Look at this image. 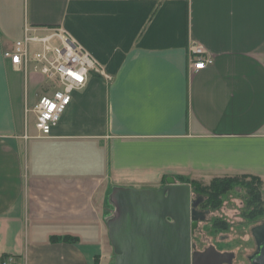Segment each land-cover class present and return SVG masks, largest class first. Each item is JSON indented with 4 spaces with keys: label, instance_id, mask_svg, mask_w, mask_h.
<instances>
[{
    "label": "crops",
    "instance_id": "0c3cea01",
    "mask_svg": "<svg viewBox=\"0 0 264 264\" xmlns=\"http://www.w3.org/2000/svg\"><path fill=\"white\" fill-rule=\"evenodd\" d=\"M26 26L64 27L110 75L50 137L30 116L52 82L3 55ZM237 175L264 185V0H0V264H105L114 188Z\"/></svg>",
    "mask_w": 264,
    "mask_h": 264
},
{
    "label": "water",
    "instance_id": "95a60500",
    "mask_svg": "<svg viewBox=\"0 0 264 264\" xmlns=\"http://www.w3.org/2000/svg\"><path fill=\"white\" fill-rule=\"evenodd\" d=\"M162 188H114V212L108 220L114 264H222L234 253L214 247L194 252L198 216L192 187L167 179ZM203 219V217H202ZM257 243L252 264H264V224L253 229Z\"/></svg>",
    "mask_w": 264,
    "mask_h": 264
},
{
    "label": "built area",
    "instance_id": "2783aa9c",
    "mask_svg": "<svg viewBox=\"0 0 264 264\" xmlns=\"http://www.w3.org/2000/svg\"><path fill=\"white\" fill-rule=\"evenodd\" d=\"M192 52L196 57L195 71L214 63V57L202 46H193ZM3 55L15 67H23L26 72L32 67L53 84L50 88L54 91L41 96L32 108L42 138L52 136L72 102L73 93L87 85L91 73L110 78L93 54L62 26L44 29L26 26L24 37Z\"/></svg>",
    "mask_w": 264,
    "mask_h": 264
},
{
    "label": "rangeland",
    "instance_id": "374dc122",
    "mask_svg": "<svg viewBox=\"0 0 264 264\" xmlns=\"http://www.w3.org/2000/svg\"><path fill=\"white\" fill-rule=\"evenodd\" d=\"M36 115L30 116L31 128H36ZM221 178L230 185L213 183ZM178 181L193 188V197H203L200 220L193 233L192 243L200 250L216 247L218 250L233 252L235 264H252L249 257L256 251L253 229L264 224V185L260 178L248 175L231 177H200L196 180L182 177ZM228 190L222 192L224 186ZM262 212L260 215H256ZM112 258L105 264H114Z\"/></svg>",
    "mask_w": 264,
    "mask_h": 264
},
{
    "label": "flooded vegetation",
    "instance_id": "af4514ba",
    "mask_svg": "<svg viewBox=\"0 0 264 264\" xmlns=\"http://www.w3.org/2000/svg\"><path fill=\"white\" fill-rule=\"evenodd\" d=\"M176 180V179H175ZM177 181V180H176ZM178 183V182H177ZM165 185H167V180H165V182H164V184H163V186H161L160 188H162V187H164ZM159 189V188H158ZM192 197H193V188H192ZM193 200H195V201H197L198 202V204L195 206V207H193V210H195L196 211V213H197V216H198V220H197V224H199V221L200 220H204V215L205 214H203V211L202 210H200V207H201V205H202V203L204 202V199H203V197H201V196H198V197H196V198H194L193 197ZM202 217H203V219H202ZM197 227H198V225H197ZM197 229V228H196ZM195 229V230H196ZM195 232V231H194ZM193 232V233H194ZM256 240V239H255ZM256 246H257V243H256ZM212 247H214V246H212ZM209 248H211V247H209ZM209 248H206V249H204V250H200V249H197V247H195V244L193 243V251L194 252H205L207 249H209ZM218 252H221V253H233V252H227V251H221V250H218L216 247H214ZM256 250H257V247H256ZM256 252V251H255ZM252 256V255H251ZM250 256V257H251ZM250 257H249V259H250ZM234 259H235V255L233 256V257H227L226 259H225V261L222 263V264H235L234 263ZM251 261V260H250ZM252 263V262H251Z\"/></svg>",
    "mask_w": 264,
    "mask_h": 264
},
{
    "label": "trees",
    "instance_id": "16d2710c",
    "mask_svg": "<svg viewBox=\"0 0 264 264\" xmlns=\"http://www.w3.org/2000/svg\"><path fill=\"white\" fill-rule=\"evenodd\" d=\"M255 178H257V177H255ZM229 180H233L234 181V180H236V178H221V179L217 180L218 182L213 181L212 184L213 183H216V184L219 183L220 185L225 184V183L227 184ZM227 185H230V184L228 183ZM227 185L224 186L222 192H225V191H227L229 189ZM261 213L262 212H258L256 215H260Z\"/></svg>",
    "mask_w": 264,
    "mask_h": 264
}]
</instances>
